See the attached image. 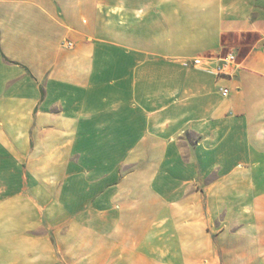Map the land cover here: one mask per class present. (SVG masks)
Masks as SVG:
<instances>
[{
    "label": "crops",
    "instance_id": "0c3cea01",
    "mask_svg": "<svg viewBox=\"0 0 264 264\" xmlns=\"http://www.w3.org/2000/svg\"><path fill=\"white\" fill-rule=\"evenodd\" d=\"M0 264H264V0H0Z\"/></svg>",
    "mask_w": 264,
    "mask_h": 264
},
{
    "label": "built area",
    "instance_id": "2783aa9c",
    "mask_svg": "<svg viewBox=\"0 0 264 264\" xmlns=\"http://www.w3.org/2000/svg\"><path fill=\"white\" fill-rule=\"evenodd\" d=\"M67 46L69 48H72L73 44L70 42L67 44ZM218 61H219V65H217L214 68L209 67L212 62V59L208 57L196 58L194 61V64L197 67L213 72L218 76L231 75L232 72L238 67V55L235 52H228L227 54L220 56L218 58ZM220 92H221V95L225 98L230 95L229 88H225V87L221 88Z\"/></svg>",
    "mask_w": 264,
    "mask_h": 264
}]
</instances>
